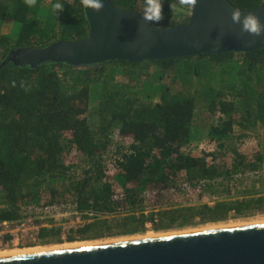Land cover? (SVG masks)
Instances as JSON below:
<instances>
[{
	"label": "trees",
	"instance_id": "trees-1",
	"mask_svg": "<svg viewBox=\"0 0 264 264\" xmlns=\"http://www.w3.org/2000/svg\"><path fill=\"white\" fill-rule=\"evenodd\" d=\"M54 1L62 3L64 10L57 13L50 8L40 20L42 0H36L34 7L25 0H0V220L20 219L22 202L27 198L42 196L43 204L58 205L73 199L79 211L102 217L73 231L66 238L72 242L112 233L131 235L142 232L147 224L156 231L264 211V194L232 197L228 192L212 203L180 204L203 198L209 183L258 167L262 158L258 155L249 160L233 149L228 165L213 152L194 156L186 147L197 101L213 118L207 134L220 148L226 146L224 139L234 135L264 131V48L83 66L2 64L11 49L43 47L86 36L88 24L80 0ZM111 1L141 12L144 9L140 6H145V0ZM229 1L242 9L264 3ZM164 2L166 9L176 4V0ZM13 23L14 38L7 32ZM173 24L164 18L158 25ZM143 63L159 66V77L171 72L172 82L162 83L154 102H144L134 91L146 73ZM213 71L217 78L209 76ZM231 71L235 75L229 79V90L212 85L226 79ZM116 74L125 80H116ZM186 76L196 77L199 85L190 82L191 88L184 90L181 86ZM92 88L99 90L96 129L86 118ZM113 131L119 141L128 144L113 164L118 179L102 160ZM70 149L87 162L83 176L76 180L66 179L64 154ZM65 193H71L72 198H60ZM153 194L157 210L146 211ZM38 236L39 244L63 242L58 226L41 227Z\"/></svg>",
	"mask_w": 264,
	"mask_h": 264
},
{
	"label": "water",
	"instance_id": "water-1",
	"mask_svg": "<svg viewBox=\"0 0 264 264\" xmlns=\"http://www.w3.org/2000/svg\"><path fill=\"white\" fill-rule=\"evenodd\" d=\"M104 5L100 12L83 6L86 36L11 49L2 64L83 66L264 48V37L239 35L240 26L231 20L232 11L239 9L242 16L251 12L264 23V3L242 9L229 0H197L186 21L143 27L138 9L116 6L111 0H104ZM0 264H264V222L2 256Z\"/></svg>",
	"mask_w": 264,
	"mask_h": 264
},
{
	"label": "rangeland",
	"instance_id": "rangeland-1",
	"mask_svg": "<svg viewBox=\"0 0 264 264\" xmlns=\"http://www.w3.org/2000/svg\"><path fill=\"white\" fill-rule=\"evenodd\" d=\"M264 1V0H263ZM54 0H42L41 12L39 13L38 17L40 20H43L46 15V11L52 8V4H54ZM165 5V2H164ZM140 8L144 9L142 6ZM191 8L177 6L170 11L169 8L166 9L164 6V18L169 19L170 22L180 23L184 22L189 18ZM16 24L13 23L10 25V28L7 32H10V36L14 38L16 36ZM145 68L143 72H146L145 75H142L138 80V87L135 88V93L137 97L144 102H154L157 100L158 92L160 91L161 85L163 82H167L170 84L171 81V72L164 73L163 77L158 76V70L160 69L157 65H145L142 64ZM236 67V65L234 64ZM142 72V73H143ZM231 74V75H230ZM234 71H231L227 76L226 79L221 81H213L212 85L216 88H222L229 90L227 88L229 84V79L232 81ZM209 76L213 78H217L216 73L213 71ZM163 78V79H162ZM116 80L124 81L125 79L121 77V75L116 74ZM196 77H187L183 80L182 86L179 83L178 86H181L184 90L190 89L192 85L189 86V83L192 82L195 86ZM205 81V78H204ZM135 81H133L134 83ZM137 82V81H136ZM135 84V83H134ZM197 84V83H196ZM199 85V84H197ZM99 88V87H98ZM99 98V90L97 88L91 89V98L88 105V110L86 112V118L88 123L90 124L92 129H96L97 126V100ZM195 114L191 124V137L190 142L186 147V152L198 156L203 152H213L217 156H222L224 160L230 165L232 161V150L236 149L238 152L244 154L249 160H254V158L258 155L261 160L258 163V167L255 170H245L237 175L232 176H225L215 181V183H209L210 186L205 187L203 198L198 200H192L188 202H182L180 204L187 205V204H197V203H212L213 200L217 198H221L223 196H227V193H230V196H246V195H256V194H264V131L262 129H255L254 131H249L242 134L234 135L231 139H224L225 147L220 148L217 145L216 141H212L209 139L207 134V128L210 123L213 122V118L207 112L205 107L201 105V101H197L196 104ZM128 147L127 143H122L116 138L115 131H113L110 135V145L106 148L102 160L103 164H105L110 172H113V164L115 160L121 157V154L125 152L126 148ZM64 164L68 166L66 179L68 180H76L83 176V171L87 167L86 159L76 152L74 149H70L68 152L64 154ZM111 174V173H110ZM114 177L118 179V175L114 174ZM208 183V180H207ZM56 184V182H55ZM60 184L57 185L56 188L59 187ZM40 195V194H39ZM67 197V199L72 198L71 193H65L60 198ZM213 196V197H212ZM65 197V198H66ZM154 198L152 203L146 211L157 210V207L153 206L155 202H157V198H155L154 194L150 196ZM41 198V200H40ZM48 198V197H47ZM149 201V199H148ZM44 202V198L39 196L38 198H27L22 202V207L26 208L28 205L32 204H40ZM159 209V208H158ZM139 213V211H135ZM102 217V216H101ZM264 222V211H256L250 213L246 216H234L230 215L227 219L218 221V222H209L203 224H196L194 226H186L182 228H170L165 230H153L149 224L146 225V228L139 233L125 235V234H118L112 233L108 236H102L96 239H89L85 241H98L99 243L110 242V241H118V240H125V239H132L137 236H145L146 234H171V233H178L183 231H193V230H200V229H207V228H215V227H224V226H234V225H242V224H251V223H260ZM144 238V237H143ZM7 238H0V251H4L6 249H23V248H30V247H37V246H54L60 243H51V244H30L26 243V245L22 246H14L11 244H6ZM77 241V240H76ZM82 241V240H79ZM63 242H69L67 240ZM61 242V243H63Z\"/></svg>",
	"mask_w": 264,
	"mask_h": 264
},
{
	"label": "built area",
	"instance_id": "built-area-1",
	"mask_svg": "<svg viewBox=\"0 0 264 264\" xmlns=\"http://www.w3.org/2000/svg\"><path fill=\"white\" fill-rule=\"evenodd\" d=\"M110 173L113 174L114 171ZM22 211L23 215L18 220H0V238H7L6 244L14 246H24L26 243L39 244V228L51 226L60 228V237L65 241L73 231L101 216L94 212L79 211L73 199L61 205L32 204L26 208L22 207Z\"/></svg>",
	"mask_w": 264,
	"mask_h": 264
},
{
	"label": "clouds",
	"instance_id": "clouds-1",
	"mask_svg": "<svg viewBox=\"0 0 264 264\" xmlns=\"http://www.w3.org/2000/svg\"><path fill=\"white\" fill-rule=\"evenodd\" d=\"M81 4L86 8H90L95 12H100L104 8V0H80ZM25 3L29 7L36 5V0H25ZM197 0H176V4H170L169 8L172 11L177 4L185 7H194ZM52 8L58 13L64 10L62 3L56 2L52 4ZM141 20L144 24H159L164 20V0H145V6L143 12L140 14ZM231 20L233 24L239 25V35L243 36L245 33L252 37H264V23L254 13H247L242 16V12L239 9H234L231 13ZM219 39H217V44Z\"/></svg>",
	"mask_w": 264,
	"mask_h": 264
},
{
	"label": "bare ground",
	"instance_id": "bare-ground-1",
	"mask_svg": "<svg viewBox=\"0 0 264 264\" xmlns=\"http://www.w3.org/2000/svg\"><path fill=\"white\" fill-rule=\"evenodd\" d=\"M214 228V227H213ZM163 234L157 233V234H146L145 236H137L134 238H145V237H156L160 236ZM108 242V241H107ZM105 243V242H104ZM92 244H99L98 241H72V242H63L58 245L54 246H35V247H30V248H23V249H6L4 251H0V257L2 256H9V255H17V254H25V253H33V252H41V251H46V250H53V249H61V248H69V247H78V246H87V245H92Z\"/></svg>",
	"mask_w": 264,
	"mask_h": 264
}]
</instances>
